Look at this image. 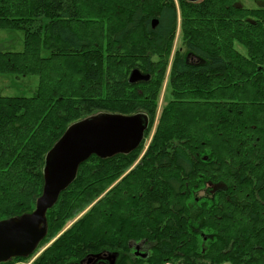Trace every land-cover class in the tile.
I'll return each mask as SVG.
<instances>
[{
    "label": "trees",
    "instance_id": "trees-1",
    "mask_svg": "<svg viewBox=\"0 0 264 264\" xmlns=\"http://www.w3.org/2000/svg\"><path fill=\"white\" fill-rule=\"evenodd\" d=\"M0 28L26 33L23 51H0V72L40 77L33 96H0V220L35 209L46 153L69 125L149 117L131 153L80 165L32 255L1 264L48 243L31 264H69L145 237L159 240L155 263L182 252L183 264H264L263 7L0 0ZM134 69L150 78L131 83Z\"/></svg>",
    "mask_w": 264,
    "mask_h": 264
},
{
    "label": "water",
    "instance_id": "water-1",
    "mask_svg": "<svg viewBox=\"0 0 264 264\" xmlns=\"http://www.w3.org/2000/svg\"><path fill=\"white\" fill-rule=\"evenodd\" d=\"M157 24L158 19H153L152 27ZM149 78V74L134 69L129 81L136 83ZM148 126L149 117L145 113L126 115L111 112H97L69 125L46 153L44 188L35 209L0 220V264L15 257H29L36 251L48 232L47 211L57 203L61 192L75 181L83 162L92 155L110 158L131 153L144 140Z\"/></svg>",
    "mask_w": 264,
    "mask_h": 264
},
{
    "label": "rangeland",
    "instance_id": "rangeland-1",
    "mask_svg": "<svg viewBox=\"0 0 264 264\" xmlns=\"http://www.w3.org/2000/svg\"><path fill=\"white\" fill-rule=\"evenodd\" d=\"M237 3L246 8H264V1L262 0H237ZM25 36L24 29L0 28V51H23L25 49ZM236 47L241 52L246 53L243 45L237 44ZM43 54L47 55L48 51L44 50ZM39 82L40 77L34 73L0 72V96H33L37 93ZM165 98L166 100L171 98L170 89L165 92ZM163 101L162 93L160 105L163 104ZM150 136L148 142L152 138L153 132ZM48 245L49 243L42 247L32 258L20 261L21 264H31Z\"/></svg>",
    "mask_w": 264,
    "mask_h": 264
},
{
    "label": "flooded vegetation",
    "instance_id": "flooded-vegetation-1",
    "mask_svg": "<svg viewBox=\"0 0 264 264\" xmlns=\"http://www.w3.org/2000/svg\"><path fill=\"white\" fill-rule=\"evenodd\" d=\"M160 225V224H158ZM145 237L139 241L131 238L128 244V249L125 252L121 250H109L104 249L98 253L88 254L89 258H82L81 260L73 263H78L83 260L82 264H183L185 257L184 254L178 256L170 255V253L163 255L157 259V262H153L152 254L156 251L155 244L158 243L157 237L151 238ZM93 254H98L93 255ZM86 257V256H85Z\"/></svg>",
    "mask_w": 264,
    "mask_h": 264
}]
</instances>
